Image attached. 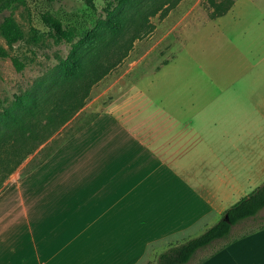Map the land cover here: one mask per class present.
<instances>
[{"label": "crops", "instance_id": "obj_1", "mask_svg": "<svg viewBox=\"0 0 264 264\" xmlns=\"http://www.w3.org/2000/svg\"><path fill=\"white\" fill-rule=\"evenodd\" d=\"M197 102L180 115L112 100L12 181L0 193V264H156L170 243L220 221L246 196L252 149ZM200 264H264V226Z\"/></svg>", "mask_w": 264, "mask_h": 264}, {"label": "rangeland", "instance_id": "obj_2", "mask_svg": "<svg viewBox=\"0 0 264 264\" xmlns=\"http://www.w3.org/2000/svg\"><path fill=\"white\" fill-rule=\"evenodd\" d=\"M106 3L95 0L93 8L87 0H25L0 15V24L5 15L12 16L25 34L24 40L10 46L0 28V46L9 52L0 56V113L13 105L17 93L60 75L61 61L70 54L73 42L58 43L51 36L32 40V28L48 30L41 11L51 9L62 16L75 28L77 41L98 27ZM153 3L159 5L158 10L150 6ZM144 4L150 7L144 16L127 22L116 38L100 29V41L106 42L99 51L88 53V79L98 77L90 82L84 105L12 173H0V192L35 168L112 100L110 107L115 110L124 101L146 106L145 111L164 102L180 115L191 111L182 107L187 101L205 103V113L219 115L220 129L235 125L238 132L248 135L247 143L240 136L237 140L239 148L252 149L247 161L252 179L242 186L245 195L264 183V0H236L227 13L217 17H212L211 0H145ZM14 58L23 63L22 69ZM92 59L98 63L93 65ZM263 225L264 209L235 225L228 238L199 250L187 264H200Z\"/></svg>", "mask_w": 264, "mask_h": 264}, {"label": "trees", "instance_id": "obj_3", "mask_svg": "<svg viewBox=\"0 0 264 264\" xmlns=\"http://www.w3.org/2000/svg\"><path fill=\"white\" fill-rule=\"evenodd\" d=\"M24 1L0 0V15ZM235 1L211 0L212 17L227 13ZM87 2L91 7H96L95 0ZM144 3L145 0H107L105 15L100 19L98 27L88 31L77 41H74L77 38L75 28L67 25L62 16L51 9L41 11V19L48 30L32 28V40L40 42L51 36L58 43L73 42L72 48L70 54L61 61L60 75L55 76L49 83L40 80L34 88L17 93L13 105L0 113V173H5L6 176L12 173L27 155L65 124L77 108L84 105L83 98L90 92V82L96 81L98 77L89 76L91 81L88 79V53L99 51L106 42L100 41V29L108 30L110 36L116 38L127 22L144 16V10L150 8ZM150 6L159 9L156 3ZM0 28L10 46L25 38L24 30L12 16L5 15ZM8 55L9 52L0 46V56ZM14 61L19 69L23 68V63L18 58H14ZM92 62L93 65L98 63L96 59H92ZM262 209L264 183L234 203L220 221L198 236L170 243L159 254L156 264H187L199 250L216 240L228 238L235 225L257 216Z\"/></svg>", "mask_w": 264, "mask_h": 264}, {"label": "water", "instance_id": "obj_4", "mask_svg": "<svg viewBox=\"0 0 264 264\" xmlns=\"http://www.w3.org/2000/svg\"><path fill=\"white\" fill-rule=\"evenodd\" d=\"M227 218H228V215H227Z\"/></svg>", "mask_w": 264, "mask_h": 264}]
</instances>
